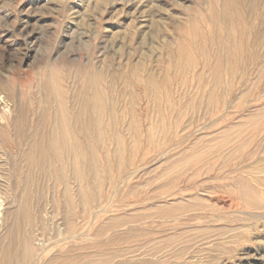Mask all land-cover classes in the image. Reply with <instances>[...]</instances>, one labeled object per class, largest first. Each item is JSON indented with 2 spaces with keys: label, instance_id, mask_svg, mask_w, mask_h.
<instances>
[{
  "label": "rangeland",
  "instance_id": "rangeland-1",
  "mask_svg": "<svg viewBox=\"0 0 264 264\" xmlns=\"http://www.w3.org/2000/svg\"><path fill=\"white\" fill-rule=\"evenodd\" d=\"M0 264H264V0H0Z\"/></svg>",
  "mask_w": 264,
  "mask_h": 264
},
{
  "label": "bare ground",
  "instance_id": "bare-ground-1",
  "mask_svg": "<svg viewBox=\"0 0 264 264\" xmlns=\"http://www.w3.org/2000/svg\"><path fill=\"white\" fill-rule=\"evenodd\" d=\"M225 43V42H224ZM192 59V58H191ZM195 59V58H194ZM225 60V59H224ZM213 64V63H212ZM212 72H213V70H212ZM213 74V73H212ZM216 77V76H215ZM62 82V81H61ZM58 88V87H57ZM51 92V91H50ZM55 99V98H54ZM44 101V100H43ZM44 104V103H43ZM95 107H96V105H95ZM5 108V107H4ZM57 115V114H56ZM57 120V119H56ZM100 122V121H99ZM57 124V123H56ZM50 125H51V123H50ZM50 127V126H49ZM58 128V127H57ZM50 135V134H49ZM60 136H61V134H60ZM53 137V136H52ZM74 138V137H73ZM72 139V138H71ZM60 140V139H59ZM30 142V141H29ZM51 143V142H50ZM60 144V143H59ZM76 144V143H75ZM77 145V144H76ZM68 146V145H67ZM37 147V146H36ZM50 147V146H49ZM56 151V150H55ZM71 151V150H70ZM37 152V151H36ZM61 154V153H60ZM64 155V154H63ZM36 156V155H35ZM70 157V156H69ZM61 158V157H60ZM74 158V157H73ZM62 161V160H61ZM70 164V163H69ZM32 166V165H31ZM80 167V166H79ZM60 169V168H59ZM73 169V168H72ZM29 172V171H28ZM94 172V171H93ZM92 172V173H93ZM47 173V172H46ZM35 174V173H34ZM39 175V174H38ZM41 175V174H40ZM53 176V175H52ZM74 176V175H73ZM78 177V176H77ZM23 180H25V179H23ZM29 180V179H28ZM82 181V180H81ZM77 182V181H76ZM78 183V182H77ZM56 184V183H55ZM96 187V186H95ZM62 188H63V186H62ZM30 196V195H29ZM70 197V196H69ZM77 199V198H76ZM30 200V199H29ZM79 200H81V199H79ZM64 214V213H63ZM65 215V214H64ZM65 217V216H64ZM149 218V217H148ZM65 219V218H64ZM75 219V218H74ZM140 220V219H139ZM141 223V222H140ZM102 231V230H101ZM125 234V233H124ZM135 237V236H134Z\"/></svg>",
  "mask_w": 264,
  "mask_h": 264
}]
</instances>
